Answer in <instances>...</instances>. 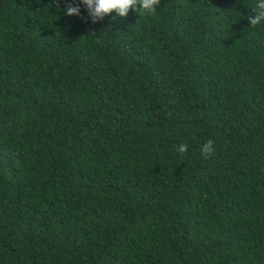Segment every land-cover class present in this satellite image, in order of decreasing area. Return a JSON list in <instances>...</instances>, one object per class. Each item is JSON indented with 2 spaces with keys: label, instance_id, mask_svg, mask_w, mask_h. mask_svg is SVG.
I'll return each instance as SVG.
<instances>
[{
  "label": "trees",
  "instance_id": "16d2710c",
  "mask_svg": "<svg viewBox=\"0 0 264 264\" xmlns=\"http://www.w3.org/2000/svg\"><path fill=\"white\" fill-rule=\"evenodd\" d=\"M255 3L0 0V264H264Z\"/></svg>",
  "mask_w": 264,
  "mask_h": 264
},
{
  "label": "clouds",
  "instance_id": "9594fccd",
  "mask_svg": "<svg viewBox=\"0 0 264 264\" xmlns=\"http://www.w3.org/2000/svg\"><path fill=\"white\" fill-rule=\"evenodd\" d=\"M80 2L84 5L92 23L103 21L113 12L119 17H126L129 10H133L138 15H152L157 13V8L160 6V0H80ZM252 13L247 16L250 26L256 27L264 24V0H256ZM65 14L80 16V7L69 3L66 5ZM187 149L188 145L181 143L176 150L183 157ZM214 150V140L212 139L204 142L200 149L204 159L211 157Z\"/></svg>",
  "mask_w": 264,
  "mask_h": 264
}]
</instances>
